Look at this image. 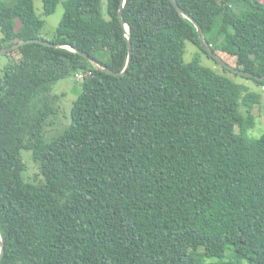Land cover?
Wrapping results in <instances>:
<instances>
[{
	"label": "trees",
	"instance_id": "16d2710c",
	"mask_svg": "<svg viewBox=\"0 0 264 264\" xmlns=\"http://www.w3.org/2000/svg\"><path fill=\"white\" fill-rule=\"evenodd\" d=\"M60 1L43 0L44 15ZM226 63L264 77V1L176 0ZM64 0L51 43L7 56L0 76V264H264L261 91L190 62L197 28L170 0ZM21 24L17 30V22ZM35 0L0 2V51L42 39ZM47 41V40H46ZM101 53L107 59L99 57ZM233 57L235 66L228 60ZM217 63V62H216ZM91 71L71 124L47 143L61 80ZM23 151L43 180L26 181ZM217 259V261H211Z\"/></svg>",
	"mask_w": 264,
	"mask_h": 264
},
{
	"label": "rangeland",
	"instance_id": "374dc122",
	"mask_svg": "<svg viewBox=\"0 0 264 264\" xmlns=\"http://www.w3.org/2000/svg\"><path fill=\"white\" fill-rule=\"evenodd\" d=\"M17 0H0V2H4L10 5H13L16 3ZM264 1V0H261ZM35 11L38 17L45 20V27L41 31V36L45 38L47 41L51 42L55 39L57 34V29L62 22L64 13H65V7H64V0L60 1L58 4L56 11L52 15H44V4L43 0H35ZM103 14L104 17L108 19L107 14V0H103ZM17 22V30L20 29L21 24ZM3 37V34L0 29V41ZM200 53L201 63L204 66H207L211 69H213L216 73L228 76L232 78L237 83H245L250 86V88L253 91H261L260 88H257L252 81L244 80L240 76H237L229 71L226 73L224 71V67L221 66L219 63H216L214 59L209 58L205 53H203L200 49V47L194 45L193 43L189 42L187 44L186 49V55L185 60L186 62H190L194 56ZM226 56L223 53V56L221 58H225ZM99 57H102L103 59H107L108 56H106L104 53H101ZM11 58L7 55L0 58V76L4 73V70L7 66L11 63ZM228 60H230L231 64L235 66V60L232 57H229ZM82 82L77 81L74 76L68 77L66 79H63L59 81L55 86L51 93V97H54V103L53 107L56 109V115L54 116V120L46 129V133L44 135V140L49 143L62 135L65 130L70 126L71 124V111L74 102L77 100L79 95L82 92ZM262 104L260 107H257L255 109L256 114V127L254 129H251L250 134L254 138H260L264 134V94L262 98ZM22 158L26 165V171L23 173L24 179L26 181H34L37 180L40 182L43 180V177L40 175V171L38 166L34 163L32 159V152L30 151H23L22 152ZM211 261H217V259H213Z\"/></svg>",
	"mask_w": 264,
	"mask_h": 264
},
{
	"label": "water",
	"instance_id": "95a60500",
	"mask_svg": "<svg viewBox=\"0 0 264 264\" xmlns=\"http://www.w3.org/2000/svg\"><path fill=\"white\" fill-rule=\"evenodd\" d=\"M126 0H122L121 6H120V10H119V19L121 22V25L123 27H125L127 29L128 32L131 31V28L125 23L124 18H123V8L125 5ZM170 2L174 5V7L176 8V10L178 11V13L182 16H184L185 18H187L189 21H191L194 26L197 28L199 36H200V40L202 42L203 45V49L217 62L219 63L221 66H223L225 69H228L229 71L239 74L241 76H245V77H255L257 79L260 80H264V77H258V76H253L250 73L244 72L240 69H236L234 67H232L231 65H229L228 63H226L219 55H217L214 50L212 49L211 45L207 42V39L205 37V33L203 31V28L201 27V25L199 24V22L192 17L190 14H188L185 10H183V8L178 4V2L176 0H170ZM129 39V55H128V64L125 68V70H127V68L130 66L132 59H133V44H132V37L129 35L128 37ZM32 43H36V44H41L47 47H55V48H66L68 50L77 52L78 54H80L81 56H83L85 59H87L89 62H91L93 64V66L100 70L103 71L107 74H111V75H115V76H120V75H124L125 74V70L122 71L121 73H116L113 72L112 70H110L109 68L103 67L97 60H95L94 58H92L89 54H87L86 52H83L77 48H74L70 45H62V44H54L51 43L49 41L46 40H42V39H29L26 41H19L7 48H4L3 50L0 51V58L8 55L14 51L19 50L21 47L27 45V44H32ZM5 256V245L4 242L0 236V262L2 261V259Z\"/></svg>",
	"mask_w": 264,
	"mask_h": 264
},
{
	"label": "built area",
	"instance_id": "2783aa9c",
	"mask_svg": "<svg viewBox=\"0 0 264 264\" xmlns=\"http://www.w3.org/2000/svg\"><path fill=\"white\" fill-rule=\"evenodd\" d=\"M92 74L91 71H87V72H78L75 75V78L77 81L83 82L87 77H89ZM264 91V87L262 88Z\"/></svg>",
	"mask_w": 264,
	"mask_h": 264
}]
</instances>
